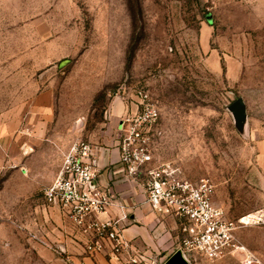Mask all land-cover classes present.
<instances>
[{"label": "rangeland", "instance_id": "obj_1", "mask_svg": "<svg viewBox=\"0 0 264 264\" xmlns=\"http://www.w3.org/2000/svg\"><path fill=\"white\" fill-rule=\"evenodd\" d=\"M140 92L161 114L157 163L212 180L235 223L264 208V0H0V133L29 142L32 166L6 157L0 168V264H41L61 258L60 244L79 247L74 225L46 203L44 180L74 143L104 147L109 103ZM239 98L242 123L230 109ZM130 190L145 200L142 183ZM164 227L161 252L138 241L157 264L180 246L176 223ZM237 237L264 260V226L239 225Z\"/></svg>", "mask_w": 264, "mask_h": 264}, {"label": "built area", "instance_id": "obj_2", "mask_svg": "<svg viewBox=\"0 0 264 264\" xmlns=\"http://www.w3.org/2000/svg\"><path fill=\"white\" fill-rule=\"evenodd\" d=\"M136 104V114L122 119L118 128L119 164L130 180L142 183L144 204L156 218L176 223L181 239L178 251L184 259L192 264L200 258L216 262L238 255L242 264H264L237 237L239 225L264 226V208L235 223L215 204L212 180L192 181L173 163H157L155 150L163 134L158 129L160 110L147 92L139 93ZM100 175L95 146L76 142L65 155L55 181L45 188V201L74 225L81 236L77 245L89 258L104 257L111 264H157L124 237L130 207L118 203L100 185ZM112 208L118 209L119 216H110ZM55 251L67 264H83L66 248L58 246Z\"/></svg>", "mask_w": 264, "mask_h": 264}, {"label": "crops", "instance_id": "obj_3", "mask_svg": "<svg viewBox=\"0 0 264 264\" xmlns=\"http://www.w3.org/2000/svg\"><path fill=\"white\" fill-rule=\"evenodd\" d=\"M136 102L137 101L126 100L125 98H114L109 103L106 112L107 129L104 132V135H102V141L105 146H95V156L101 172L99 178L100 185L109 190L114 198L118 201V203H123L130 207L128 209L130 212V217L128 221L123 225L124 237L127 240L131 241L133 245L137 246V248L139 246L138 241L141 242L142 240H144L148 244L147 248L149 249L150 253H159L164 250V247L162 243H156V238L161 236V234L163 233L165 223H170L173 221H159L151 211L150 207L144 204V201L141 202L139 200H136V198L132 196V190L124 191L125 187L133 189L135 182L127 177L125 171L119 164L120 157L117 142L119 136L118 128L121 124L122 119L128 116L133 117L136 114ZM20 138L22 137L19 136L17 139L15 138V142ZM16 144L18 145L17 147L21 149L19 150L18 154H14L12 149ZM16 144L12 142L10 132H8V134L6 135V131L4 129L3 132L0 133V168L3 169V164L6 162V157H8L10 159V163L14 162L15 164H22L24 165L23 167L28 171L32 167L31 162L30 159H26L27 157L22 153V151L26 149V147L29 145V142H26V140L24 139V141L22 140L21 143ZM37 156L39 155H35L34 158H37ZM41 158L44 165L46 162V157L42 155ZM59 171L47 173L48 175L44 180V185H51L57 178ZM50 209L59 212V210L55 207H52ZM58 216L59 215L57 214V218ZM110 216H112L113 218L119 216L118 209L112 208L110 210ZM59 219L61 220V217H59ZM60 245L61 247L66 248L72 254V258L77 263L111 264L107 260V258L104 257H99V261L97 263L94 262L87 256V254H85L83 248L81 247L72 246L68 243L66 245ZM45 256L47 261L44 262L41 260V264H66L65 261L61 258L51 256L50 254H46ZM260 258L263 260L262 257Z\"/></svg>", "mask_w": 264, "mask_h": 264}, {"label": "water", "instance_id": "obj_4", "mask_svg": "<svg viewBox=\"0 0 264 264\" xmlns=\"http://www.w3.org/2000/svg\"><path fill=\"white\" fill-rule=\"evenodd\" d=\"M68 63L69 61L65 60L62 62V66L67 65ZM230 109L239 123L244 122L246 117V106L243 99L239 98L236 101H234ZM165 264H189V263L184 259L181 251H177Z\"/></svg>", "mask_w": 264, "mask_h": 264}]
</instances>
